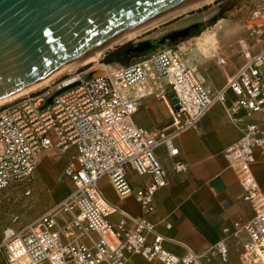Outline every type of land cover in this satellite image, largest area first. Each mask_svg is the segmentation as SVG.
Here are the masks:
<instances>
[{
    "label": "built area",
    "instance_id": "built-area-1",
    "mask_svg": "<svg viewBox=\"0 0 264 264\" xmlns=\"http://www.w3.org/2000/svg\"><path fill=\"white\" fill-rule=\"evenodd\" d=\"M100 65V73L92 67L77 69L0 106V194L22 184L24 194L30 195L40 158L50 148L62 156L72 150L63 175L74 183L62 200L19 228L4 230L0 256L6 264H124L133 255L162 264H208L216 257L217 264H228L224 240L206 255L189 247L177 255L164 247L169 238L148 219L155 210V194L168 184L157 148L164 147L173 158L175 172L188 171L176 139L217 104L226 105L229 119L242 132L226 156L242 185V198L254 208L251 219L234 222L249 235L243 257L248 264H264V191L252 168L255 149L264 154V127L238 115L244 110L247 117L260 113L264 118V47L248 53L246 62L217 90L209 88L171 47L120 68ZM71 84L43 108L52 93ZM166 87L173 90L175 128L161 132L138 126L134 115L143 100L167 96ZM230 93L234 98L227 104ZM130 170L151 176V182L134 186ZM103 177L121 198L134 195L142 215L112 203L100 188ZM114 214L119 217L114 219Z\"/></svg>",
    "mask_w": 264,
    "mask_h": 264
},
{
    "label": "crops",
    "instance_id": "crops-1",
    "mask_svg": "<svg viewBox=\"0 0 264 264\" xmlns=\"http://www.w3.org/2000/svg\"><path fill=\"white\" fill-rule=\"evenodd\" d=\"M208 19L206 12L186 13L179 18L167 20L163 31L171 33L200 26ZM209 28H212V31H209ZM237 28L238 24L235 21L224 20L221 16L214 25L204 27L200 35L190 36L181 42L185 44L183 48L188 49L186 43L192 38L196 39L191 50L195 56L193 68L212 90L226 84L246 62L248 53L254 54L262 49L252 52L249 43L239 39L240 33L235 31ZM156 39L159 38L152 36L148 40ZM158 50L160 49H152L151 53ZM141 58L139 56L136 59ZM126 65L129 64L119 63L117 67ZM166 92L167 96L163 98L150 95L143 100L134 115L138 126L161 132H169L175 128L177 122L174 118L173 90L166 87ZM233 98V94L230 93L227 104ZM238 115L248 121L261 122L264 127V118L260 113L247 117L242 110ZM241 136L240 128L228 117L226 105L217 104L208 110L196 126L181 132L176 139L180 158L189 165L188 171L175 172L173 158L164 147L157 148V155L167 170L168 184L155 194V210L148 219L156 224L160 233L169 238L163 244L167 250L183 255L186 247H189L197 254L206 255L211 246L224 240L229 249L228 264L249 263L243 257L245 243L249 240L248 232L235 227L234 222L237 220L246 222L251 219L254 208L249 201L242 198V185L226 156L227 148ZM71 153L72 150H69L67 155L62 156L50 148L45 150L40 158L36 172V179L39 177L40 181L36 184V189H41L42 179L45 188L53 183L57 185V193L49 196L46 205L62 200L74 189L73 181L63 175L64 166ZM254 154L253 172L264 191V154L259 148L255 149ZM58 173L61 181L59 183L56 181ZM129 179L136 187L149 184L152 180L151 176H140L134 170L129 171ZM104 183L110 188L109 191L104 190ZM99 185L112 203L134 215H142L134 195L121 198L108 177L101 178ZM31 189L34 190L32 187ZM118 217V214L113 215L114 219ZM166 223H170L172 227L168 228ZM228 226L230 231L226 233L224 228ZM218 262L219 259L216 257L208 264ZM0 264H6L1 256ZM124 264L162 263L149 262L141 255H133Z\"/></svg>",
    "mask_w": 264,
    "mask_h": 264
},
{
    "label": "water",
    "instance_id": "water-1",
    "mask_svg": "<svg viewBox=\"0 0 264 264\" xmlns=\"http://www.w3.org/2000/svg\"><path fill=\"white\" fill-rule=\"evenodd\" d=\"M199 1L0 0V100L28 89L133 29L161 18L164 20L159 23L175 18ZM189 31L186 28L140 42L132 51L150 52L154 45L188 36ZM73 86L56 90L43 108Z\"/></svg>",
    "mask_w": 264,
    "mask_h": 264
},
{
    "label": "rangeland",
    "instance_id": "rangeland-1",
    "mask_svg": "<svg viewBox=\"0 0 264 264\" xmlns=\"http://www.w3.org/2000/svg\"><path fill=\"white\" fill-rule=\"evenodd\" d=\"M215 1L194 7L193 9L182 13L175 18H179L186 13L202 14L203 12H206L209 19L199 26V32H201L204 27L214 25L215 21L219 19V17L223 16L224 20L235 21L238 24V28L235 31L240 33L238 36L240 40H244L249 43L252 52L264 47V0H220L217 3H215ZM204 6L207 7L204 8ZM165 22L159 24L157 23L149 28H146L142 33L133 39L108 48L97 60L91 61L87 64L74 66L70 70L60 73L56 76L57 78L55 77L56 79H53L60 81L67 78L77 69L82 70L89 67H92V70H96L100 73L102 72V66L100 65L102 63L110 64L113 68H120L117 67L119 63L130 64L136 62V58H139V56L144 58L145 56L151 55V51L150 54L149 52H132L129 56L122 58V60L109 58V54L124 44L131 43L136 46L140 42H144L152 38V36H155V38H162L164 35H167L168 33L163 31ZM209 31H212V28H209ZM193 35L196 34L193 33L188 36L179 37L175 41L168 40L165 44L155 45L153 49L174 48L179 51L181 57L189 66L195 67V56L192 54L191 50L195 46L194 42L196 39L192 38L186 43L188 49L183 48L185 44L181 43L184 39ZM52 80H50L49 83ZM42 180L41 189H36V184L40 181V178L38 177L36 179V182H34L31 186L34 190L30 195L24 194V190L26 188L22 184H16L14 187L0 194V236L3 235L4 230L8 227H13L15 229L19 228L35 216L39 215L46 207L51 205H46V203L50 198L49 196H54V194L57 193V185H54L53 183L51 186L48 185L45 188ZM56 181H58V183L61 182L59 179V173L56 176ZM103 187L105 191L110 190L106 183L103 184ZM16 217H18V220L15 222L14 220ZM42 264L49 263L43 262Z\"/></svg>",
    "mask_w": 264,
    "mask_h": 264
},
{
    "label": "bare ground",
    "instance_id": "bare-ground-1",
    "mask_svg": "<svg viewBox=\"0 0 264 264\" xmlns=\"http://www.w3.org/2000/svg\"><path fill=\"white\" fill-rule=\"evenodd\" d=\"M212 1L213 0H201V1L195 3V4L191 5V6H188V7L184 8L183 10H186V9H189V8L198 7V6H201L202 4L209 3V2H212ZM161 19H163V18H161ZM161 19H159V20H161ZM159 20L152 21V22H150L148 24H145L143 26H140V27H138L136 29H133V30H131V31H129V32H127V33L119 36L118 38H116L115 40H113L112 42H110L109 44H107L105 47H103L100 50H98L97 52H95V53L87 56L86 58H84V59H82V60H80L78 62H75V63L69 64V65H66V66H64V67H62V68L54 71L53 73H51L50 75H48L46 78H44L43 80H41L38 83L34 84L33 86L29 87L28 89H26V90H24V91H22L20 93L14 94L12 96H9L7 98H4V99L0 100V106H2L3 104H5L7 102H10V101H12V100H14V99H16V98H18L20 96H23V95H25L27 93H30V92H32V91H34L36 89L38 90L39 89L38 87L42 88L44 86H47V85L51 84L52 81L57 78L56 76H58L60 73L66 71V70H70L74 66L87 64V63H89L91 61L97 60L102 55V53L105 50H107L108 48H111L114 45L119 44V43H122V42H125L127 40L133 39L134 37H136L137 35H139L140 33H142L146 28H149V27H151V26H153V25H155L157 23L159 24V22H161ZM53 78H55V79H53ZM50 80H52V81L49 83Z\"/></svg>",
    "mask_w": 264,
    "mask_h": 264
},
{
    "label": "flooded vegetation",
    "instance_id": "flooded-vegetation-1",
    "mask_svg": "<svg viewBox=\"0 0 264 264\" xmlns=\"http://www.w3.org/2000/svg\"><path fill=\"white\" fill-rule=\"evenodd\" d=\"M196 29L198 30L199 29V26H192V27H190L189 33L191 34ZM154 46H153V48H154ZM133 47H134L133 44H129L128 46H126L125 48H123L121 51H119L118 53H116V55H114L112 57V59L122 60V58L129 56V54H131L133 52L132 51Z\"/></svg>",
    "mask_w": 264,
    "mask_h": 264
},
{
    "label": "trees",
    "instance_id": "trees-1",
    "mask_svg": "<svg viewBox=\"0 0 264 264\" xmlns=\"http://www.w3.org/2000/svg\"><path fill=\"white\" fill-rule=\"evenodd\" d=\"M218 1H220V0H216L215 1V3H217ZM207 6H204V8H206ZM193 33H195L196 35H198L200 32H199V29L197 30H195L194 32H192L191 34H193ZM189 35H190V33H189ZM194 36V35H193ZM129 44H131V43H127V44H124V45H122V46H120V47H118L116 50H114L111 54H109V58H112L114 55H116V53H118L119 51H121L123 48H125L126 46H128Z\"/></svg>",
    "mask_w": 264,
    "mask_h": 264
}]
</instances>
